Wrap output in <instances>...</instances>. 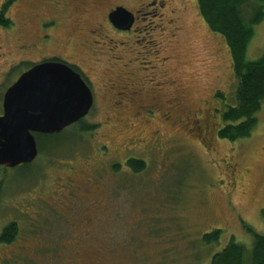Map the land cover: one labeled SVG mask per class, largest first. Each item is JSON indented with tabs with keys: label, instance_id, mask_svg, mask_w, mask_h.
Returning a JSON list of instances; mask_svg holds the SVG:
<instances>
[{
	"label": "rangeland",
	"instance_id": "374dc122",
	"mask_svg": "<svg viewBox=\"0 0 264 264\" xmlns=\"http://www.w3.org/2000/svg\"><path fill=\"white\" fill-rule=\"evenodd\" d=\"M37 1L18 0L10 7L8 17L22 30L20 36L37 33V20L32 16L42 11ZM138 2L76 0L73 7L79 12L87 10L82 15L87 27L105 19L107 34L116 42H125L129 35L117 33L106 14L114 4L134 10ZM163 2L161 10H144L160 16L139 17L133 43L124 44L133 50L131 55L126 57L124 49L111 50L115 44L100 38L107 42L98 43L101 54L97 57L99 67L108 63L123 66L126 61L117 58L126 57L143 74L144 67L156 64L158 77L166 75L179 87L172 88L179 99L171 118H165L168 107L154 108L155 113L146 118L139 104L116 109L119 117L115 116L110 105L114 92L106 95L96 84L97 100L86 118L95 125L91 133L76 135L67 128L57 138L59 143L54 145L51 139L52 147L39 153L31 166H0V235L12 222L19 226L13 243L0 244V264H91L96 260L100 264H208L232 240L243 244L250 256L253 238L245 223L264 234V103L251 135L236 141L219 137L223 107L234 103L238 84L231 50L209 28L199 0ZM256 5L251 0L242 7L248 20ZM59 14L61 20L51 30L57 38L51 53L83 57L85 65L96 66L92 51L83 46L86 33L77 31L75 20L81 14L75 15L73 9L64 24L66 12ZM0 36L5 39L3 52H12L0 60L1 114L4 93L26 67L3 74L4 62L18 58L19 33L11 35L0 27ZM26 53L29 59H38L47 50ZM263 55L264 20L255 26L246 57L257 60ZM157 56L160 60L154 62ZM164 92L171 96L169 88ZM218 92L226 100L218 98ZM195 120L202 123L203 132ZM158 136L157 146L128 151L146 162L143 172L112 168L113 162H126L124 146L129 139ZM84 181L90 183L91 198L62 207L76 198L69 194L72 190L78 194L74 185ZM95 192L97 198H93ZM217 229L222 231L220 241L205 243L203 236Z\"/></svg>",
	"mask_w": 264,
	"mask_h": 264
},
{
	"label": "flooded vegetation",
	"instance_id": "af4514ba",
	"mask_svg": "<svg viewBox=\"0 0 264 264\" xmlns=\"http://www.w3.org/2000/svg\"><path fill=\"white\" fill-rule=\"evenodd\" d=\"M16 1L18 0H0V27L5 29V31L11 35H13V33H17V32L19 33L17 44L15 46L16 52L18 54L17 55L18 58L13 57L14 61L9 62V60H7L6 62H4L3 66L5 70L3 71V74L9 73L12 69L14 70L22 66L26 67V69L23 71L24 73L30 70L31 68L35 67L36 65H39L45 62H59V63L68 64L74 71H76L82 76L83 80L87 83V85L92 90V93L94 96V105L97 100L96 94L94 92V88L96 84H98L100 86L99 89L101 91L106 92L105 93L106 95L108 92H114V96L112 97L114 101H111L110 99L109 101H111L110 102L111 107L114 108V111H112V114H114L115 116L119 117V115L115 113L116 109H120L124 107L127 108L131 104H139L142 106V108L140 109V113H143L146 118H149V116L155 113L154 108H160V107H168V110L165 111V113L168 114V116L165 118L166 120L171 118V113L174 111L175 107L177 106L178 99H179L178 96L172 94V88L174 85L176 89H179V87L177 86L176 83H174V81H172L166 75L160 76L161 78L160 79L158 77V74L155 71L156 64L152 65L151 67H144L145 74H143V72L137 66H132L130 64L131 60L129 59V61H127L126 57L131 55L133 53V50L130 48L129 45H127L128 48L124 47L125 46L124 44L126 43H129V42L133 43L132 38L135 36L136 24L138 23L140 16L152 14V16L154 17V16L161 15L160 13L155 12V11L153 13L145 14L144 10L148 7H159V10H161L164 4L163 0H139L137 8L134 10H131V8H129L127 5L122 4V3L114 4L110 7V9L108 10L106 14V19L109 22L110 26L113 27V29L117 33H127L129 35L127 37L125 36L127 39L125 42L124 41L116 42L115 39L112 38L111 35L107 34V30L104 24L102 23V21L105 22V19L98 21L95 25H91L87 27V24L83 21V17H82V15L85 14V12H87V10H83L80 12L76 11L75 8L73 7L74 2L76 0H38L37 2L39 4H42V11L40 13H33L32 15L37 20V25H38L37 33L34 36L31 34H26L25 35L26 37L23 35L20 36V32L22 30H18L16 23L8 17V14H9L8 12H10L11 10L10 7L13 4H15ZM52 2H55L58 5ZM118 7H124L133 14L134 22L129 29H120L116 27L110 20V14L113 11H115V9H117ZM57 9H59V11H57ZM73 9H74L75 15L76 13L81 14V17H76V20H75L77 27H78L77 31L86 33V36L88 38H87L86 44L83 46L86 50L92 51V57L97 63L96 66L85 65V60L83 57H79V59H77V56L71 55V57L73 56L74 58L72 59L70 58V56L68 57V55H61L62 53H55V52L51 53L50 51L51 46L57 41V38L55 37L53 33H51V30L54 27H56L57 23H59V20H61V16L59 12L60 13L66 12V15L63 16V24H64V22L67 19L69 20L71 16H73L72 14ZM100 38L109 39L110 40L109 45L115 44L113 46L110 45L111 50H115V49H117L118 51L119 50L121 51L122 49L125 50L126 57L117 58V59L126 61V62H123L124 63L123 66H117V65L111 66V63H108L103 67L98 66L100 65L98 63H101L100 59L97 57L98 53L101 54V49L98 48L99 46L98 43H100V41L103 43L107 42V41H102ZM3 41H5V39L0 36V60L2 58H6L7 56H12V52H7V53L3 52L4 46L1 44V42ZM29 49H33L38 52L47 50V55L42 53L41 57L38 59H29L26 53L27 50ZM155 60H160V59L157 56L155 57L154 62ZM0 67H2L1 64H0ZM115 69L117 71H114ZM95 70H100V71H98L97 74H94ZM149 75L151 77L147 79ZM19 77L17 78V80L19 79ZM142 79H145L146 82H142L141 81ZM168 88L170 89L171 96L166 95L164 92ZM103 98L107 100V98L105 97ZM2 101H4V95H3ZM149 109L152 110V113L146 112ZM2 114L3 112L0 115ZM86 118L82 119L81 121H79L78 123L72 126L79 125L83 120H87ZM197 122L200 124L199 126ZM195 125L198 130H200L201 132L204 131V127L199 120H195ZM65 130L59 133H54V134H61ZM54 134H46V135H54ZM158 139H160V136L153 138V139L144 138V140L142 139L135 140L131 138L126 142L125 146H124V142H121L120 146L121 147L124 146V150L128 152L132 149H141L145 147L157 146ZM130 154L132 153L130 152L127 153L128 156L126 157L125 159L126 162L124 164L119 163V162H113L112 168L117 172L119 171L120 166H121V167H125L127 170H132L133 172H135L130 167L129 161L132 159H137V160H141V159H139L138 157L134 155H130ZM135 173H141V172H135ZM74 187L77 189L78 194L74 193L73 190L70 191L69 194L71 195L72 193V195H76V198L72 201L68 200V202L70 201V204L68 205L63 203L62 207L65 206L64 208H67L68 206L77 204L78 202L80 203L81 201L87 198H91V194L93 193V191L89 188L90 183H88L87 181H84L81 183L79 182L78 184H75ZM80 191L85 192V194L81 195ZM98 194H99L98 192H95L96 197H93V198H97ZM101 200L102 199H100V201ZM94 203L95 202H89V204H94ZM0 244H3V243H0ZM91 264H100V262L96 260V261H93Z\"/></svg>",
	"mask_w": 264,
	"mask_h": 264
},
{
	"label": "trees",
	"instance_id": "16d2710c",
	"mask_svg": "<svg viewBox=\"0 0 264 264\" xmlns=\"http://www.w3.org/2000/svg\"><path fill=\"white\" fill-rule=\"evenodd\" d=\"M251 0H199V9L202 17L209 28L221 35L227 42L233 58V68L238 77V84L235 91L233 104L223 107L221 115V126L218 129V136L236 141L240 138L251 135L258 124V112L264 103V55L257 60L247 59V50L255 34V26L264 20V0H254L257 4L253 8V15L250 20L242 12V7ZM217 97L226 100L223 92H218ZM95 125L83 120L79 125L70 127L76 135L91 133ZM68 128V130H70ZM67 130V129H66ZM61 134L46 135L36 134L40 154L45 148L52 147L49 141L54 138V145L59 143L57 138ZM130 167L135 172H142L146 169V162L132 159ZM31 166L30 164L22 167ZM264 220V208L262 210ZM246 231L253 238V246L250 256L247 248L235 240H232L221 252L214 255L208 264H264V234H258L248 224H244ZM19 233V226L12 222L8 224L0 235V243L10 244ZM222 231L214 230L203 236L205 243H218Z\"/></svg>",
	"mask_w": 264,
	"mask_h": 264
},
{
	"label": "water",
	"instance_id": "95a60500",
	"mask_svg": "<svg viewBox=\"0 0 264 264\" xmlns=\"http://www.w3.org/2000/svg\"><path fill=\"white\" fill-rule=\"evenodd\" d=\"M110 20L120 29H129L134 16L118 7ZM93 105L92 90L68 64L45 62L24 72L4 94L0 166L32 164L40 153L36 134L62 132L85 119Z\"/></svg>",
	"mask_w": 264,
	"mask_h": 264
}]
</instances>
